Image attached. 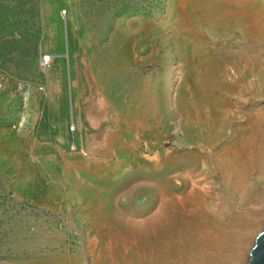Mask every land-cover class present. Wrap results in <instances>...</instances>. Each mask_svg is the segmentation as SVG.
I'll list each match as a JSON object with an SVG mask.
<instances>
[{"label":"rangeland","instance_id":"1","mask_svg":"<svg viewBox=\"0 0 264 264\" xmlns=\"http://www.w3.org/2000/svg\"><path fill=\"white\" fill-rule=\"evenodd\" d=\"M210 4L0 0V264H145L131 249L157 241L178 259L202 225L216 264H246L264 225V0Z\"/></svg>","mask_w":264,"mask_h":264},{"label":"bare ground","instance_id":"2","mask_svg":"<svg viewBox=\"0 0 264 264\" xmlns=\"http://www.w3.org/2000/svg\"><path fill=\"white\" fill-rule=\"evenodd\" d=\"M204 2H210L211 6L213 9H215V4H221L224 8L230 4H232L235 0H202ZM239 1V0H237ZM226 9V8H225ZM229 10V9H228ZM210 16H213V12L212 11H209L208 12ZM235 158V157H234ZM234 161L231 159V162ZM263 167V166H262ZM237 175H240V174H236ZM242 182V179L240 178L238 181H237V184L241 183ZM251 187V186H250ZM244 188V187H243ZM257 192V190H256ZM263 195L262 193L260 194V196ZM259 196V195H258ZM189 199V198H188ZM187 199V200H188ZM193 199V197H192ZM191 199H189L188 201H190ZM196 200V199H195ZM191 202H194L193 200H191ZM196 202V201H195ZM160 209L162 210H171V206L175 204V201H171L170 198H168L167 196L163 197L162 200H160ZM178 214V213H177ZM222 216V215H221ZM160 221V220H159ZM167 221V220H166ZM186 223H188L187 228H190L191 225L190 224H193L191 222V219H186ZM134 225L131 226L129 228V231H140V226L141 225H137V223H133ZM152 224V223H151ZM159 226V225H158ZM183 226V225H182ZM201 226V225H200ZM216 226V225H215ZM182 228V227H181ZM199 229V228H198ZM118 228H116L114 231V235L115 236H118L119 238H124L122 235H121V232L120 231H117ZM184 232V231H183ZM173 233H177L176 231L173 232ZM171 234V233H166L164 232L162 235L166 238H169V239H173V238H177L176 240L178 242H181L182 240H187V238H185V233H184V236H183V233L181 231L180 235L177 233L174 236V234ZM221 233V232H220ZM153 234V233H152ZM165 234V235H164ZM226 234V232H225ZM224 234V235H225ZM228 234V233H227ZM218 236V235H217ZM216 237V236H215ZM224 237V236H222ZM150 238V237H149ZM161 239V238H160ZM203 239V240H202ZM188 240H189V244H190V247L187 248V252H186V256L185 257H182V258H176L175 255H177V251H178V246L177 244H171L169 245L170 243H166V242H159L157 241L156 243L155 242H151L150 244H144L143 247H141L140 249L138 250H133L131 249V253L132 255L136 254V256L138 258H141L145 264H153L151 262H153L154 260L158 259L160 262V264H165L168 262L167 259L171 258L172 257V263L169 262V264H216L215 262L221 258V257H225L226 253H225V250L223 251V248H218L217 246H213V244L210 243L211 241V235H210V232H207L206 230V227L204 225L201 226V229H199V232H197L196 234H193V236H189L188 235ZM205 240V246L203 245H200V242L204 241ZM213 240V239H212ZM222 240V239H221ZM235 240V239H234ZM167 241V240H166ZM223 241V240H222ZM199 242V243H198ZM141 244V243H140ZM187 246V245H186ZM186 246H184L183 248H185ZM195 246V247H194ZM222 246V245H221ZM182 248V247H180ZM191 249L195 250L196 251V255L194 258H191L192 257V251ZM141 250V251H139ZM212 250V251H211ZM232 250V249H231ZM210 251V252H209ZM233 253V252H232ZM105 256V255H104ZM135 257L136 261H137V257ZM117 258V256H116ZM180 259H182V261L179 263ZM72 260V258H71ZM164 260V262H163ZM167 260V261H166ZM228 260V259H227ZM223 261V260H222ZM228 262V261H227ZM108 263V262H107ZM222 263V262H220ZM112 264H121L120 262H114Z\"/></svg>","mask_w":264,"mask_h":264},{"label":"water","instance_id":"3","mask_svg":"<svg viewBox=\"0 0 264 264\" xmlns=\"http://www.w3.org/2000/svg\"><path fill=\"white\" fill-rule=\"evenodd\" d=\"M246 264H264V225L255 237Z\"/></svg>","mask_w":264,"mask_h":264},{"label":"built area","instance_id":"4","mask_svg":"<svg viewBox=\"0 0 264 264\" xmlns=\"http://www.w3.org/2000/svg\"><path fill=\"white\" fill-rule=\"evenodd\" d=\"M44 59L47 61L49 58H48V56H45Z\"/></svg>","mask_w":264,"mask_h":264}]
</instances>
